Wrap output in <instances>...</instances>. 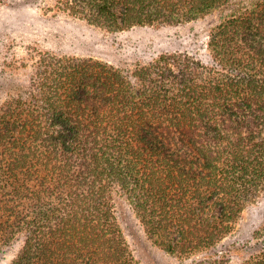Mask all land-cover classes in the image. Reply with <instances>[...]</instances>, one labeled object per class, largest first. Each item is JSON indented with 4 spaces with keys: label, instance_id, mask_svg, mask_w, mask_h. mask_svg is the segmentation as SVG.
Returning <instances> with one entry per match:
<instances>
[{
    "label": "trees",
    "instance_id": "trees-1",
    "mask_svg": "<svg viewBox=\"0 0 264 264\" xmlns=\"http://www.w3.org/2000/svg\"><path fill=\"white\" fill-rule=\"evenodd\" d=\"M63 5L113 33L218 21L208 62L174 51L125 69L44 54L0 104V251L19 244L9 264H139L120 196L165 253L227 264L216 248L264 196V0ZM253 239L242 264H264V225Z\"/></svg>",
    "mask_w": 264,
    "mask_h": 264
},
{
    "label": "rangeland",
    "instance_id": "rangeland-1",
    "mask_svg": "<svg viewBox=\"0 0 264 264\" xmlns=\"http://www.w3.org/2000/svg\"><path fill=\"white\" fill-rule=\"evenodd\" d=\"M64 3L0 0V104L26 91L46 53L93 58L125 69L174 51L209 61L208 34L218 16L180 26L136 27L113 33L70 14ZM114 208L139 264H192V259L181 260L154 246L123 197H115ZM262 225L264 196L244 210L232 234L215 252L226 255L227 264H242L258 248L253 236ZM18 248V243L3 248L0 264H9Z\"/></svg>",
    "mask_w": 264,
    "mask_h": 264
}]
</instances>
